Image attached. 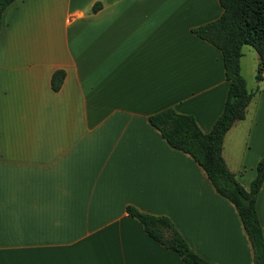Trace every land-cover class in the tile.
<instances>
[{
    "label": "crops",
    "instance_id": "0c3cea01",
    "mask_svg": "<svg viewBox=\"0 0 264 264\" xmlns=\"http://www.w3.org/2000/svg\"><path fill=\"white\" fill-rule=\"evenodd\" d=\"M221 10L218 0L5 6L0 264H183L126 212L128 204L168 216L188 246L215 264H253L233 204L147 120L172 106L202 131L211 128L227 80L219 49L191 28ZM257 62L253 47L241 49L239 71L252 95L221 145L244 188L264 153V68L257 79ZM58 68L64 75L54 90L49 80ZM255 210L264 239V180Z\"/></svg>",
    "mask_w": 264,
    "mask_h": 264
},
{
    "label": "trees",
    "instance_id": "16d2710c",
    "mask_svg": "<svg viewBox=\"0 0 264 264\" xmlns=\"http://www.w3.org/2000/svg\"><path fill=\"white\" fill-rule=\"evenodd\" d=\"M11 0H0L1 12ZM222 10L215 19L191 28L199 37L216 46L222 58L227 80L222 109L208 131H202L193 116L176 111L172 106L163 107L147 116L167 144L188 153L204 170L215 191L234 206L251 247L253 264H264V239L262 227L255 210V197L264 180V153L255 165V174L244 188L234 177L222 157L221 145L225 131L244 116L252 91L245 86L239 71L241 46H252L258 55L255 77L260 78L264 68V0H218ZM64 71L54 69L50 87L56 90ZM144 231L164 247L175 250L183 264H215L194 252L164 214L141 211L133 205L125 206Z\"/></svg>",
    "mask_w": 264,
    "mask_h": 264
},
{
    "label": "rangeland",
    "instance_id": "374dc122",
    "mask_svg": "<svg viewBox=\"0 0 264 264\" xmlns=\"http://www.w3.org/2000/svg\"><path fill=\"white\" fill-rule=\"evenodd\" d=\"M245 47H250V46H245V45H242L241 46V49L245 52ZM252 47V46H251ZM242 61V67H243V74H244V76H245V56H244V58L241 60ZM249 78V77H248ZM248 85H249V79H248ZM247 87H249V86H247Z\"/></svg>",
    "mask_w": 264,
    "mask_h": 264
},
{
    "label": "built area",
    "instance_id": "2783aa9c",
    "mask_svg": "<svg viewBox=\"0 0 264 264\" xmlns=\"http://www.w3.org/2000/svg\"><path fill=\"white\" fill-rule=\"evenodd\" d=\"M263 71V69L260 71V73Z\"/></svg>",
    "mask_w": 264,
    "mask_h": 264
}]
</instances>
